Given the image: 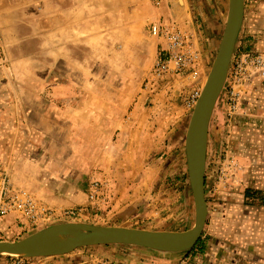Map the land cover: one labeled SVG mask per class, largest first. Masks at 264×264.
<instances>
[{
	"label": "rangeland",
	"instance_id": "1",
	"mask_svg": "<svg viewBox=\"0 0 264 264\" xmlns=\"http://www.w3.org/2000/svg\"><path fill=\"white\" fill-rule=\"evenodd\" d=\"M192 1L189 0V4ZM228 2H203L213 16L202 25L200 31L204 34L197 30L202 58L196 68L197 75L169 78L166 84L147 91L144 83L150 76L162 41L151 35L150 26L157 21L174 23L165 12L166 4L155 7L150 0H0V105H4L1 100L7 101L9 96L34 99V108L48 113L51 123L50 128L46 127L47 132L21 134L24 143L27 137L33 145L32 150L20 154L19 158L23 159L0 163L11 180L15 173L23 175L26 185H15L34 196L35 191L27 184L51 186L60 181L57 178L67 179L65 181L71 185L77 183L86 192V203L70 208L78 209L80 215L52 218L15 235L5 232L0 241L20 240L48 226L66 222L122 226L116 225L115 217L109 214L115 197L125 187L135 196L133 208L151 213L144 222H139L137 226L140 227L132 228L184 231L194 225L195 204L181 146L172 147L166 156L158 153L144 161L133 160L122 150L111 151L108 166H97L95 160L105 145L104 135L97 129L75 126L76 121L67 115L66 120L60 117L61 112L73 116L75 109L86 113L96 111L108 115L109 119H98L100 123L115 127L140 101L145 109L156 104L172 111L187 109L190 120L194 107L188 108L185 99L193 89H203L207 80L225 28L228 7L226 11L223 3ZM221 11L224 15L219 19ZM245 14L235 50L238 46L249 49L258 45L257 36L264 28V0H245ZM214 18L216 23L219 20L215 31L211 28ZM197 21L195 18L196 24ZM203 35L209 40H202ZM211 36H215L214 44H211ZM260 37L264 35L261 33ZM206 52L209 60L205 65ZM260 91L257 85V90L247 93L244 99L249 95L257 96ZM59 95L60 100L57 99ZM225 95L223 89L211 119L209 139L213 144L208 143L207 152L208 217L212 214L209 224L216 226L215 230H207L200 242L184 252L115 246L148 252L159 264H180L185 260L189 264H219L218 248L214 243L221 237L218 231L221 219L218 220L216 210L227 206L232 229L234 222L236 229H241L242 245L249 248V244H254L253 251H246L248 254H243L239 263H230V259L235 258L234 249H231L227 264H264V236L261 231L257 236L252 230L249 238L251 226L264 233V223L260 224L264 218H260V211L264 209V147L255 145L258 141L264 144V129L248 136V142H252L250 149L239 150L235 143L247 136L237 134V119L227 118ZM18 105L23 106V103L18 102ZM117 132L120 129L109 138L112 143L117 141ZM171 155L175 158L169 160ZM257 174L260 176L255 177ZM94 180L106 183L104 204L88 199L89 185ZM66 210L69 209L55 210V213L59 215ZM241 227H245L244 232ZM208 241H212L213 247L207 245ZM98 248L90 246L64 255L19 258L25 259L27 264H94V259L102 258L95 252ZM238 251L236 254H240ZM12 258L15 257L0 255V264H11Z\"/></svg>",
	"mask_w": 264,
	"mask_h": 264
},
{
	"label": "crops",
	"instance_id": "2",
	"mask_svg": "<svg viewBox=\"0 0 264 264\" xmlns=\"http://www.w3.org/2000/svg\"><path fill=\"white\" fill-rule=\"evenodd\" d=\"M176 1H169L166 4L167 10L164 8L165 12L167 11L166 13L172 17L174 21L173 24H175L176 27H178L180 30L195 34V37L198 40L197 30H199V33L204 34L203 31H200V29L202 28V25L204 23L206 24L208 19L213 16L212 11L207 10L209 7L207 3L206 5L203 4L205 0H194L191 4H189V0H184L185 11L175 7ZM223 5L227 11L228 4L223 3ZM223 15L224 13L221 11L219 19ZM195 18L199 20L197 21V24L195 22ZM215 19L216 18H214V26H211L214 31L217 29L219 21L216 20V23ZM214 37L215 36H211V44H214ZM201 38L202 40H209L206 35H203ZM208 60V52H206L204 55L203 64H208ZM57 97V99H61L60 95ZM63 99L64 98H62V100ZM161 99L164 101V98ZM1 102L5 103L4 105H0V161L7 163L14 159H23L24 157L19 158L20 154H22L24 151L32 150L33 145L31 140L29 141V139L26 137V142L24 143L22 138L23 136L21 134L32 135L35 132H47L46 127L50 128L51 123L49 121L50 117H48V113L44 114L43 112H39L37 108H34V99H29L27 97L24 98L23 96H19L17 98L15 96H9L7 101L1 100ZM18 102L23 103V106H19ZM139 102L135 105L134 110L130 111L127 116L123 118V120L120 121L115 127H109L106 123L104 125L103 123H100V121H103V118H109L107 114L96 111L92 113H86L75 109L73 116L66 114L67 112H61L60 119L66 120L65 117L67 115L76 121L75 126H84L89 128V130L97 129V132L104 135L105 145L101 149L99 157L95 160V164H97V166H108L110 161L109 157L111 155L110 152L117 150L125 151L127 152V157L133 160L134 158H138L140 161H144L146 158H153L158 153H162V156H166L168 151H172V147L176 149V147L179 148L181 146V154H185V137L189 124L187 109L184 110V108H182V111L173 109L172 111L166 106L163 109L162 105L160 107L157 106V104L145 109L144 105ZM164 104L167 103L165 102ZM35 114H38V116H35ZM98 119H100V121H98ZM235 124L237 125L235 129H238L237 134L247 136V138H243V140L238 141V143L236 142L235 146H237L239 150L250 149V147H252L250 146L252 145V142H248V136L250 137V135H254L255 131L257 130L260 131V129H264V87H261V91L257 94V96L249 95L245 97L244 110L241 116L237 117V122ZM117 129H120V132H117V141L116 143H112L109 138L110 136L114 135ZM258 142H255V145H257V147L263 148L264 144H261L260 142V145ZM209 143L213 144V141L209 139ZM172 158L174 159L175 156L171 155L169 160ZM244 165H248V163H244ZM17 173H19V171H17ZM22 176H19V174L15 173V175H12V180L14 181L12 182L14 184L17 183L19 185H26L25 182L27 181H23ZM258 176L260 175L257 174L255 177ZM57 179L60 181L57 184H52L51 186L43 187V185H27L35 191V196L41 203L49 208H53L56 211L76 208L77 206L86 203L85 188H80V186H77V183H72L71 185V182L65 181L67 179ZM69 181H72V179H69ZM207 184L208 176L206 177L205 182L206 192L208 191ZM208 192L206 198L209 201ZM132 195L133 194L130 193L129 189L125 187L121 193H118V196L115 197L113 202L114 205L110 210L111 213L109 214V217H115L114 221L117 222L116 225H122L125 227H140L137 226L139 222H144L146 218L150 217L151 213L145 212L146 210L137 211L133 208V199H135V196ZM213 210H216V208ZM216 211L217 215L219 216L218 220L221 219V222L218 225V231L220 232L221 237L218 239L217 243H214V245L218 248L217 262H219V264H227L229 259L228 253L231 251V249H234L233 254L235 255V258L230 259V263H239L241 262L242 255L248 254L246 251H253L252 247L254 244H252V246L249 244V248L248 246L242 245L244 240L239 235L241 234V229L239 231L236 229V222H234V227L232 229L231 223L228 221L227 206H221ZM260 214V218L264 216V209L260 211ZM211 216L212 214L207 218L204 231L201 236L202 238H204L206 235L205 232H207V230H215L216 226L209 224V219H211ZM260 221V224L262 225V223H264V218H261ZM241 228L244 232L245 227ZM250 228L249 238H251L252 230L255 231L257 236L259 235L258 232L260 231L261 236H264L262 230H258L256 227L254 229L253 226ZM0 230L6 232L7 234L14 235L13 230L8 228L6 222H1ZM198 242H200V240ZM211 242L212 241L207 242L209 247H213V243ZM252 243H255V241ZM99 247L100 248L95 250V252L99 253L102 259L109 260L112 263L123 262L125 264H159V262L155 261V258L153 257L154 255L150 256V253L143 252L142 250L127 249L115 245H100ZM237 250H240L238 251L240 254H236ZM124 251L127 253H123ZM253 253L256 254V252Z\"/></svg>",
	"mask_w": 264,
	"mask_h": 264
},
{
	"label": "water",
	"instance_id": "3",
	"mask_svg": "<svg viewBox=\"0 0 264 264\" xmlns=\"http://www.w3.org/2000/svg\"><path fill=\"white\" fill-rule=\"evenodd\" d=\"M245 15V0H229L225 28L201 96L193 108L185 137L188 179L195 204L194 225L184 231L148 230L125 226H101L66 222L48 226L23 239L0 241V255L46 257L100 245H130L166 252H184L200 240L209 214L206 198V169L210 123L225 87L232 56ZM69 231L76 239L66 246H49L52 236ZM6 254H2V253Z\"/></svg>",
	"mask_w": 264,
	"mask_h": 264
},
{
	"label": "built area",
	"instance_id": "4",
	"mask_svg": "<svg viewBox=\"0 0 264 264\" xmlns=\"http://www.w3.org/2000/svg\"><path fill=\"white\" fill-rule=\"evenodd\" d=\"M172 0H150L155 7H162ZM247 1V0H246ZM264 35V28L260 30ZM153 36L162 38L158 47V54L152 67L150 76L144 83L147 91L158 85L166 84L169 78L182 76H196V68L201 61V53L195 34L180 30L175 24L161 21L153 22L150 26ZM257 36L258 45L253 48L238 46L233 53L226 84L225 104L227 118L237 119L244 108V96L252 93L258 87H264V37ZM201 88L193 89L185 99L188 108H193L201 95ZM105 182L94 180L90 182L88 199L90 202L104 204L107 200V186ZM80 215L78 209H69L59 215L41 203L30 191L16 186L5 167L0 163V224L10 222V230L22 233L35 226L47 223L52 218L75 217ZM5 232L0 230V236ZM11 264H27L23 258L11 259ZM94 264H125L112 263L109 260L96 258ZM180 264H189L186 260Z\"/></svg>",
	"mask_w": 264,
	"mask_h": 264
},
{
	"label": "bare ground",
	"instance_id": "5",
	"mask_svg": "<svg viewBox=\"0 0 264 264\" xmlns=\"http://www.w3.org/2000/svg\"><path fill=\"white\" fill-rule=\"evenodd\" d=\"M175 3H176V6L177 7H179L180 9H183L184 10V8H185L184 0H177ZM75 239H76V236L73 235L71 232H69V231H62V232H60V233H58V234H56V235H54V236H52L50 238V240H49V246H53V247L66 246L70 242L74 241ZM2 254H6V253L3 252Z\"/></svg>",
	"mask_w": 264,
	"mask_h": 264
}]
</instances>
